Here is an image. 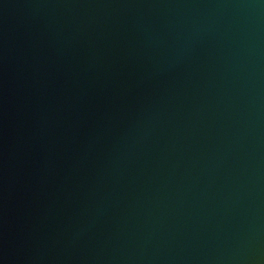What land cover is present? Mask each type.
Returning a JSON list of instances; mask_svg holds the SVG:
<instances>
[{"label": "water", "instance_id": "obj_1", "mask_svg": "<svg viewBox=\"0 0 264 264\" xmlns=\"http://www.w3.org/2000/svg\"><path fill=\"white\" fill-rule=\"evenodd\" d=\"M0 264H264V0H0Z\"/></svg>", "mask_w": 264, "mask_h": 264}]
</instances>
